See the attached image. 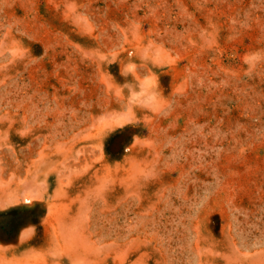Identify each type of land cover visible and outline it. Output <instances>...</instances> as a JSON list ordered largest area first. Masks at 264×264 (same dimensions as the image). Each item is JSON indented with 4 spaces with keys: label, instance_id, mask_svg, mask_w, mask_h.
Here are the masks:
<instances>
[{
    "label": "rangeland",
    "instance_id": "obj_1",
    "mask_svg": "<svg viewBox=\"0 0 264 264\" xmlns=\"http://www.w3.org/2000/svg\"><path fill=\"white\" fill-rule=\"evenodd\" d=\"M0 264H264V0H0Z\"/></svg>",
    "mask_w": 264,
    "mask_h": 264
},
{
    "label": "clouds",
    "instance_id": "obj_2",
    "mask_svg": "<svg viewBox=\"0 0 264 264\" xmlns=\"http://www.w3.org/2000/svg\"><path fill=\"white\" fill-rule=\"evenodd\" d=\"M161 55V50L149 41L137 50L135 58L140 63L130 58L127 63L120 64L121 75L125 78L132 77L130 82H125L123 85L116 83V89H113L114 95L121 103L122 114L126 115L129 112H135L137 109L155 115H167L170 112L172 101L168 99L169 96H164L158 75L152 71V67H162ZM261 59L262 57L258 54L249 56L246 59L249 71H252ZM117 61L119 60L114 59L112 63ZM121 97H123L122 100Z\"/></svg>",
    "mask_w": 264,
    "mask_h": 264
}]
</instances>
